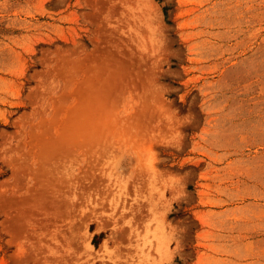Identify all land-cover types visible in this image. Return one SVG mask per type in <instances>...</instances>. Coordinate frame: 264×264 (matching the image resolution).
<instances>
[{
  "label": "rangeland",
  "instance_id": "374dc122",
  "mask_svg": "<svg viewBox=\"0 0 264 264\" xmlns=\"http://www.w3.org/2000/svg\"><path fill=\"white\" fill-rule=\"evenodd\" d=\"M0 264H264V0H0Z\"/></svg>",
  "mask_w": 264,
  "mask_h": 264
},
{
  "label": "bare ground",
  "instance_id": "6f19581e",
  "mask_svg": "<svg viewBox=\"0 0 264 264\" xmlns=\"http://www.w3.org/2000/svg\"><path fill=\"white\" fill-rule=\"evenodd\" d=\"M104 244H105V243H104ZM104 244H103V245H104ZM103 248H104V247H103ZM103 248H101V250H102Z\"/></svg>",
  "mask_w": 264,
  "mask_h": 264
}]
</instances>
